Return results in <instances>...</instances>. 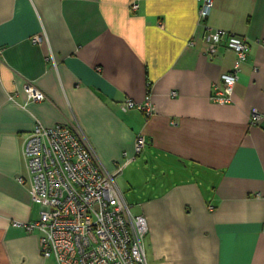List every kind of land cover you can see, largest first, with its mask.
I'll return each mask as SVG.
<instances>
[{"label":"crops","instance_id":"0c3cea01","mask_svg":"<svg viewBox=\"0 0 264 264\" xmlns=\"http://www.w3.org/2000/svg\"><path fill=\"white\" fill-rule=\"evenodd\" d=\"M201 1L0 0V264H55L24 228L40 207L16 181L36 121L79 131L108 171L143 136L118 178L147 224L146 264H264V0H213L199 20ZM209 29L248 43L226 104L209 96L235 54L208 58ZM28 84L43 101H26ZM146 95L152 117L120 110Z\"/></svg>","mask_w":264,"mask_h":264},{"label":"built area","instance_id":"2783aa9c","mask_svg":"<svg viewBox=\"0 0 264 264\" xmlns=\"http://www.w3.org/2000/svg\"><path fill=\"white\" fill-rule=\"evenodd\" d=\"M212 4L213 0L201 1L199 20L208 17ZM136 8V4L130 6L132 11ZM202 40L208 58L220 46L235 54L231 69L220 77V85L213 86L209 96L214 104L229 103L248 43L241 37L211 29L204 32ZM32 42L38 43L40 38L33 37ZM23 92L27 102L44 100L33 85H25ZM120 110H135L146 118L155 113L149 95L139 102L125 99ZM259 118L252 110L250 124L254 125ZM145 145L143 136H136L134 155L108 171L79 131L66 125L45 127L35 122L22 143L27 179L16 177V181H27L32 199L39 204V218L24 228L28 233H37L42 258H52L55 264H146V221L131 213L116 183L123 167L134 161Z\"/></svg>","mask_w":264,"mask_h":264},{"label":"rangeland","instance_id":"374dc122","mask_svg":"<svg viewBox=\"0 0 264 264\" xmlns=\"http://www.w3.org/2000/svg\"><path fill=\"white\" fill-rule=\"evenodd\" d=\"M126 172H127V170L123 171L121 177L117 178L116 183H117V185L119 184V186L121 187V189L123 191L124 198L127 200L128 204L131 206V213L135 215V213H136V207H135L136 203H135V201L133 199H131L130 190L127 189V187H125L126 186L125 181H126V177H127ZM121 179L123 180V182H122Z\"/></svg>","mask_w":264,"mask_h":264}]
</instances>
